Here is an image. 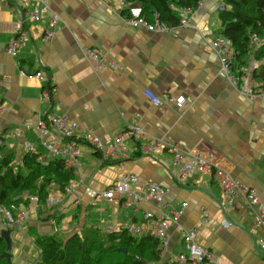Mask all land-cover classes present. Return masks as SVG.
Masks as SVG:
<instances>
[{
	"label": "crops",
	"instance_id": "0c3cea01",
	"mask_svg": "<svg viewBox=\"0 0 264 264\" xmlns=\"http://www.w3.org/2000/svg\"><path fill=\"white\" fill-rule=\"evenodd\" d=\"M223 2L202 0L194 10L175 8L186 25L162 33L127 25V15L115 0H0V105L4 108L0 159L15 154L14 162L22 165L27 152L47 155L37 124L48 113L67 115L79 125L81 184L73 194L52 186L49 200L57 199L59 206L53 211L61 217L56 230L72 233L85 224L105 232L141 227L146 211L165 209L176 220L166 243H161L162 262H176L180 253H187L184 237L197 229L199 244L216 255L212 264H264V251L259 249L262 231L241 196L224 210L213 173L183 180L172 152L142 151L153 139H161L184 152L199 153L242 185L254 188L264 204V97L251 98L219 76L220 58L213 42L223 36ZM43 3L50 11L41 22L29 23V40L17 57L11 56L7 45L16 36L20 20ZM53 14L59 16L60 27L47 34ZM86 49H98L106 64L98 67ZM260 64L252 52L248 69L252 73ZM39 71L44 80L22 74ZM44 89L53 91L50 102L41 99ZM146 91L172 99L184 96L186 105L179 111L170 101L155 106ZM135 124L142 127L143 136L126 140L125 150L115 153L111 146L116 137ZM92 137L100 147L91 144ZM129 173L138 175L140 185L153 182L166 187L165 206L154 200L141 204L132 199L98 200L88 194H102ZM102 203L116 213L115 220L92 213ZM22 204L28 217L13 228L6 226L0 213V231H11L12 264H31L21 253L22 249L35 252L29 226L44 235L55 233L51 219L38 216L39 206ZM203 212L209 217L206 223L201 220ZM76 213L80 221L73 225ZM225 220L230 227L222 226Z\"/></svg>",
	"mask_w": 264,
	"mask_h": 264
},
{
	"label": "built area",
	"instance_id": "2783aa9c",
	"mask_svg": "<svg viewBox=\"0 0 264 264\" xmlns=\"http://www.w3.org/2000/svg\"><path fill=\"white\" fill-rule=\"evenodd\" d=\"M121 11L127 15L126 23L131 27H144L150 32H162L166 33L172 30L165 23L161 22L158 15L152 22H149L143 16V9L141 5L135 4L129 0H115ZM221 5L220 10H223ZM49 7L43 3L42 5H36L32 11L25 13V16L19 22V30L16 36L7 45L8 53L17 57L18 50L24 46L29 40V23H39L42 21L44 13L49 12ZM186 25L181 23V25ZM47 34H51L59 26V16L53 14L51 16ZM174 29V28H173ZM259 40L254 39V43L258 44ZM213 47L219 54L221 69L219 76L228 79L232 85L251 98L264 97V89L255 91V82L252 78V73L249 69L245 70V75L241 77V80L232 71V65L234 62V50L230 40L224 36L217 38L213 42ZM87 57L97 62L98 67H102L106 64V59L98 51V49H86ZM112 67H117L115 64H111ZM22 74L28 78H38L44 80L42 71L34 74ZM145 95L155 106H163L169 101L172 102L174 108L179 111L184 109L186 105V98L184 96H178L172 99L169 95L157 96L151 91H146ZM53 97V91L44 89L41 95V99L44 102H50ZM4 112V108L0 105V114ZM37 130L42 146L46 149L47 155H40L39 161L43 164H48L49 159H63L68 168L73 169L76 175V180L71 181L67 188V194H73L75 189L81 184V171L79 168V159L81 156L80 140L78 136L79 125L73 121L67 115H56L55 113H48L46 116L41 117ZM144 134L142 127L138 124L130 125L125 129L118 137H116L111 148L115 153L117 151L125 150L123 143L128 139H140ZM55 136V138H53ZM82 140H84L82 138ZM91 144L95 146H101L97 138H91ZM170 151L174 155L175 162L180 165L179 176L181 179H185L194 174L205 175L213 173L218 180L221 192L224 198V210L234 205L235 199L238 196L243 198L245 205L251 210L256 218L257 227L261 229L262 235L259 240V249L264 251V204L261 202L257 191L254 188L242 185L235 177H233L227 171L214 167L210 159L205 158L203 155L194 152H184L178 148L177 145L164 142L161 139H153L148 145L142 147V151L146 154H159L163 151ZM79 180V181H78ZM139 177L137 174L129 173L123 174L120 180L112 185L108 190L99 194L94 191H90L88 194L95 199L105 198L108 201L115 200H127L132 199L135 203L141 204L145 201L154 200L159 205L165 206V199L168 193V189L161 184L148 182L140 185ZM23 201L28 204H32L36 207L39 206L40 198L37 194L29 195L24 194ZM58 204V201L48 200L47 205L50 206ZM23 205V204H22ZM127 205H129L127 203ZM24 206V205H23ZM183 204V207H186ZM15 211V212H14ZM0 213L5 219V224L8 228H13L25 221L28 217V212L21 209L17 205H12L11 208L0 206ZM144 225L141 227H127L131 233L138 237L147 235H153L158 238L161 243H166L168 237V229L170 225L176 220L175 216H171L165 209H160L158 212L152 210L144 213ZM203 223L209 221L207 212H203L201 215ZM51 224L55 227L57 223L54 219H51ZM231 223L225 220L222 223L224 227H230ZM200 231L195 229L188 232L184 237L185 249L187 253H180L176 259L179 264H212L216 261V255L213 251L207 247L199 244L198 238Z\"/></svg>",
	"mask_w": 264,
	"mask_h": 264
},
{
	"label": "trees",
	"instance_id": "16d2710c",
	"mask_svg": "<svg viewBox=\"0 0 264 264\" xmlns=\"http://www.w3.org/2000/svg\"><path fill=\"white\" fill-rule=\"evenodd\" d=\"M129 1L141 5L143 16L149 22L158 15L161 22L173 29L182 23L175 8L194 10L202 0ZM222 6L224 9L220 12V19L223 36L231 41L234 50L233 73L241 80L253 52L255 60L261 63L252 72L255 91L264 89V0H224ZM255 38L259 40L258 44L254 43ZM48 88L54 89L52 86ZM39 156L27 152L22 158V165L14 162L15 154L1 157L0 206L21 207L24 201L20 197L26 192L35 193L40 198L38 216L41 219H54L59 227L61 217L47 206L52 186L56 185L66 194L71 181L77 177L63 159H53L43 164ZM136 156L141 157L142 153ZM79 218L80 214L76 213L73 225L79 224ZM81 228L68 237H61L60 229L54 234L44 235L36 227L29 226L28 234L39 251L34 264H179L162 262L161 242L153 235L138 237L127 227L111 232L89 224ZM6 250V241L0 237V264H8L5 258H1Z\"/></svg>",
	"mask_w": 264,
	"mask_h": 264
},
{
	"label": "rangeland",
	"instance_id": "374dc122",
	"mask_svg": "<svg viewBox=\"0 0 264 264\" xmlns=\"http://www.w3.org/2000/svg\"><path fill=\"white\" fill-rule=\"evenodd\" d=\"M43 153H45V152H43ZM18 199H20L19 197H18ZM59 199V198H58ZM49 200V199H48ZM54 201H57V199H53ZM48 206V208H50V209H56L58 206H59V204H56V205H52V204H50V206L49 205H47ZM92 213L93 214H95V215H97V216H100V218H104L105 216L107 217V218H109V219H116L117 218V216H116V213L115 212H113L110 208H108L107 206H106V203H102V205H101V207H99V208H97V209H95L94 211H92ZM37 214H38V212H37ZM104 215V216H103ZM108 219V220H109ZM99 221H100V219H99ZM89 222H91V220H89ZM92 223V222H91ZM26 224H28V223H26ZM65 224H67V221H65ZM65 224H63L61 227L63 228V229H65V230H68V227H67V225H65ZM93 224V223H92ZM102 224L103 223H98V225L99 226H101L102 227ZM60 228V227H59ZM64 230V231H65ZM71 233H69V231H65V232H61V234H60V236L62 237H68L69 235H70ZM34 246V245H33ZM35 247V246H34ZM37 248L35 247V252L33 253H30L29 252V250H25V249H22L21 250V253H22V259H24L25 261H31L30 263L32 264H34L36 261V256H37Z\"/></svg>",
	"mask_w": 264,
	"mask_h": 264
},
{
	"label": "water",
	"instance_id": "95a60500",
	"mask_svg": "<svg viewBox=\"0 0 264 264\" xmlns=\"http://www.w3.org/2000/svg\"><path fill=\"white\" fill-rule=\"evenodd\" d=\"M0 237L6 241L7 250L1 255V258H5L8 264H12V239H11V231L10 230H3L0 231Z\"/></svg>",
	"mask_w": 264,
	"mask_h": 264
}]
</instances>
